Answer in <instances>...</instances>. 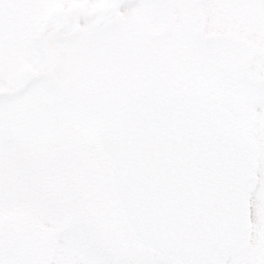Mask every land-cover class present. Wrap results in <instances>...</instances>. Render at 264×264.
Instances as JSON below:
<instances>
[{"label":"snow or ice","instance_id":"obj_1","mask_svg":"<svg viewBox=\"0 0 264 264\" xmlns=\"http://www.w3.org/2000/svg\"><path fill=\"white\" fill-rule=\"evenodd\" d=\"M87 6L131 13L113 16L92 36L119 61L116 104L106 128L81 133L70 147L59 139L13 140L11 116L0 106V264H264V0ZM79 7L0 0V63L3 40L14 32L20 55L45 67L52 27L32 13ZM198 10L230 14V36L248 40L251 50L231 38L205 45L192 15ZM175 13L188 15L174 20ZM152 32L163 34L158 42ZM109 36L118 38L115 47ZM141 92L142 111L134 104ZM219 122L234 131L218 135ZM162 192L174 199L157 206ZM176 208L191 218L187 250L168 237ZM44 218L62 246L33 242L26 221ZM176 237L183 240L178 231Z\"/></svg>","mask_w":264,"mask_h":264},{"label":"rangeland","instance_id":"obj_2","mask_svg":"<svg viewBox=\"0 0 264 264\" xmlns=\"http://www.w3.org/2000/svg\"><path fill=\"white\" fill-rule=\"evenodd\" d=\"M70 2L80 7L73 11L62 8L37 9L32 13L33 17L48 19L52 27L48 41L51 58L45 67L20 55L18 37L14 32H10L3 40L4 61L0 63V94H2L0 106L8 109L11 116L13 140L24 139L34 145H40L59 139L56 109L63 100L59 91H66L65 102L59 109V111L66 109L64 129L69 137L63 141L59 139L65 147H70L79 139L81 133L89 136L96 133L116 104L118 91L114 88L113 81L119 79L120 74L115 70L114 64L119 61L108 48L103 46L101 40L93 39L92 36L93 30L98 31L97 22L102 21L103 26L109 25L110 19L116 16L117 10L88 7L92 0H70ZM96 2L101 3L105 0H96ZM129 15L131 13L123 10V19ZM185 15L188 14L175 13L173 19ZM61 17L65 18L70 28L76 22L81 26L79 38L62 43L65 36L67 37L75 28L67 31L62 23L65 21ZM81 17L88 22L80 20ZM205 19L211 23L210 31L208 21L204 22L205 29H201L200 38L205 45L226 39L230 29L234 31L236 27V20L228 13L205 10L201 21ZM151 35L153 42H158L163 34L152 32ZM227 38L235 39L233 36ZM105 39L114 47L118 42V38L114 36ZM245 43L249 44L251 50L252 44L246 39ZM137 53L141 54L139 49ZM31 78L33 82H30ZM50 82L58 88L53 87ZM58 117L61 118V115ZM31 224L40 229L42 236L50 237L43 239L39 247L57 248L63 245L62 236H51L55 225L47 218L26 221V230Z\"/></svg>","mask_w":264,"mask_h":264},{"label":"water","instance_id":"obj_3","mask_svg":"<svg viewBox=\"0 0 264 264\" xmlns=\"http://www.w3.org/2000/svg\"><path fill=\"white\" fill-rule=\"evenodd\" d=\"M147 97L146 94L141 92L139 96L134 100V104L136 109L142 111L145 107V101ZM137 116V112L133 111L129 114V119L135 120ZM107 127V122L104 124L103 128ZM234 130L230 129L226 122H219L217 125V134L218 135H227L229 132H233ZM141 134L146 136L147 133L141 130ZM215 179L217 181L224 179V173L221 170L219 164L214 169ZM170 199H174V197L170 196L167 192H162L159 199L156 201L157 206L161 203L167 205ZM170 218V228L168 231V237L170 238V242H175L177 246L184 248L187 250L190 242L192 241V224L190 215L182 208L171 209L169 212ZM181 218L184 219L183 223H180ZM179 232L183 240H179L176 237V232ZM146 240L150 242V239L146 237Z\"/></svg>","mask_w":264,"mask_h":264},{"label":"flooded vegetation","instance_id":"obj_4","mask_svg":"<svg viewBox=\"0 0 264 264\" xmlns=\"http://www.w3.org/2000/svg\"><path fill=\"white\" fill-rule=\"evenodd\" d=\"M196 22H198L197 25H199V22L201 21V15L199 13L196 14V19H195ZM202 26H204V23L201 24ZM41 239H39L40 241Z\"/></svg>","mask_w":264,"mask_h":264}]
</instances>
